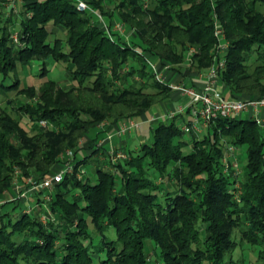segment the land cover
<instances>
[{"label": "trees", "instance_id": "16d2710c", "mask_svg": "<svg viewBox=\"0 0 264 264\" xmlns=\"http://www.w3.org/2000/svg\"><path fill=\"white\" fill-rule=\"evenodd\" d=\"M87 1L110 25L117 14L130 36H110L72 0H23L19 42L11 37L14 19H0V91L16 90L28 99L14 113L0 105V193L13 188L17 168L21 176L57 169L59 154L78 146L81 137L94 154L106 148L97 147L103 120L113 128L124 118L145 119L173 91L155 79L147 57L182 73L194 47L189 71L207 69L218 56L217 25L230 43L220 72L225 96L264 98V0H151L146 8V0H121L118 12L106 8L105 0ZM148 13L152 20L146 24L138 17ZM50 23L65 27L64 38L50 41ZM254 52L260 62L250 71ZM47 58L68 64L70 85L49 77ZM36 60L42 62L43 83L21 86L19 66ZM80 91L94 98H82ZM24 116L33 132L22 124ZM43 119L58 129L42 127ZM209 127L202 138L191 133L186 141L175 118L159 119L150 142L125 147L129 161L114 169L96 164L95 183L69 176L57 183L48 202L55 217L47 223L37 205L13 219L21 201L5 202L0 264H94L101 252L106 258L100 264H153L146 239L159 248L161 264H247L232 257L245 243L258 250L252 264H264V125L251 117H221ZM228 144L246 145L247 162L238 174L225 170ZM111 228L115 238L108 235Z\"/></svg>", "mask_w": 264, "mask_h": 264}, {"label": "built area", "instance_id": "2783aa9c", "mask_svg": "<svg viewBox=\"0 0 264 264\" xmlns=\"http://www.w3.org/2000/svg\"><path fill=\"white\" fill-rule=\"evenodd\" d=\"M72 1L75 3L79 11L91 12L95 16V19L103 24V28L110 36H113L114 31L120 33L121 35H126L125 24L115 23V25L111 28V25L105 22L103 14L94 9L87 0ZM216 35L219 37V44L217 47L218 56L215 59V63L206 71L201 73L203 83L200 86L188 85L183 82H170L164 76L163 70H169L171 66L166 65L161 69L156 60L147 57L150 70L154 74L157 81L162 84H166L172 90L178 91L182 95L190 97L189 103L170 108V110H166L163 114H153V116L149 118L150 121H157L164 116L173 119L179 115L189 112L192 115L191 119L182 124L181 128L185 132L200 133L202 132L203 125L207 126L210 123H214L221 117H238L242 113L246 112L249 114V117L255 120L258 124L264 125V98L240 99L227 97L219 88L220 72L226 67L227 63L229 41L226 37L224 29L218 25L216 27ZM13 39L15 42H19V35L17 33L14 34ZM192 49L194 50V48ZM144 122V119L136 117L122 119L116 125L114 132L108 133L97 142V147L106 146L108 149L107 153L113 158H129L130 156L127 151L118 150L115 145V138L120 141L119 145H121L124 142L126 135L131 133L133 130H139ZM39 123L41 126L52 128V124L45 119L41 120ZM107 124L108 123L104 122L102 126L105 128ZM235 149L236 147L233 144H228L226 146L225 154L232 155L230 157L225 155L224 163L226 171L233 168L235 170V174H238L240 173V168H238L239 165L237 163V156L234 155L236 153ZM77 163L78 159L75 151L73 149H69L62 152L59 158L58 168L52 172H48L41 176H21L18 171L13 184V192L8 191L4 198L0 199V206L8 201L23 200L27 202V206L24 208V211L33 212L37 203H35L34 206L31 205V202L28 203L30 196L39 195V197L44 196L47 200H51L52 197L50 191L57 183L62 182L66 176L74 174ZM83 174L84 170L80 168L78 174L79 177Z\"/></svg>", "mask_w": 264, "mask_h": 264}, {"label": "rangeland", "instance_id": "374dc122", "mask_svg": "<svg viewBox=\"0 0 264 264\" xmlns=\"http://www.w3.org/2000/svg\"><path fill=\"white\" fill-rule=\"evenodd\" d=\"M22 1L23 0H7L4 3V5H0V19H1V22L4 23V21H6V19L10 18V17L14 19V21L11 22V26H10V29L12 30V34H11L12 38H13L14 34H16V33L18 34V31H19V28H20V22H21V12L20 11H21V2ZM120 1L121 0H105L106 8L114 10V9H116V5ZM149 1H151V0H146V3L144 5L145 8L148 5ZM116 10H117L116 12H118V9H116ZM29 15H31V14L29 13ZM103 16L105 18V22L107 24H109L108 16H105V15H103ZM114 18H115V21L110 27L112 28V26H114L115 23L116 24H118V23L125 24V27H126L125 34L127 36H130L129 32H128L129 25H126V23L123 20H121L118 17L117 14H115ZM138 18L139 19L143 18L145 23L148 24V22H150L152 20V15L150 13H148L147 15L140 16ZM94 19H95V17H94ZM95 20L97 21V19H95ZM48 28H49V30H51V32L53 31L52 34H51V37H50V41L51 42L54 41L55 37L64 38V36H65V27H62V26L54 27V25L52 23H50L48 25ZM229 47H230V43H229ZM229 47H228V49H229ZM192 50H189L187 52L186 60H185L184 63H182V66L183 65L184 66H188V67L191 66V64H192V55L191 54L193 53L194 50L196 51V49L194 48V50L193 51ZM257 57H258V53L254 52L252 60L250 61V65H251L250 71H253L255 66L257 64H259L260 60L256 59ZM41 63H42L41 61L36 60L31 65L19 66L17 72H18L19 77L22 79L21 86L34 84L36 87H39L40 84L43 83V80L39 76V72H40L39 70H40V67H41ZM46 64H47L48 68L50 69V73H49V77L50 78H54L55 80H57L60 83V85H63V86H68V85L71 84V80H70L71 77L69 75V70H68V66H67L68 64H66L64 62L56 63V62L53 61V59H50V58L46 59ZM198 72H200V71H198ZM13 79H14L13 77L12 78H8L7 82L10 83V82L13 81ZM136 79L138 81H140V78H136ZM150 90H152V89H150ZM78 93H79L80 97L85 98V99L86 98L87 99H89V98L93 99L94 98L92 96L90 97V95H88V94L83 93L82 91H80ZM26 98H27L26 95H24L22 93H18L16 90L10 91L8 93L0 91V105H1V107L8 109L12 113H14V110L16 109L15 108L16 106H18V105H20L22 103L24 104L28 100V99L26 100ZM95 99H96V97H95ZM255 99H259V98L256 97ZM187 100H189L188 97L184 98V101H187ZM10 101H11V104H10ZM166 101H169L168 98H166L164 101H161V102L157 103L154 106V108L152 110V113L149 112L150 113V117L153 116L152 114H153L154 110L162 111L163 110L162 109V104L164 102H166ZM169 110H170V108H169ZM188 115H189V117L192 116L191 113H189V112L186 113V114L177 116L175 118V122L179 126H181L184 123L183 116L186 117ZM238 117L246 119V118L249 117V114L244 112L241 115H239ZM164 118H165V121L168 122V123L172 122V120H173L172 118H168L166 116H164ZM104 122L108 123L107 125H110L111 124V120L110 119H105V120H103L102 122L99 123L98 128H99V130H102V133H103V131L105 129H107V125L105 126L106 127L105 129L102 126ZM151 122L152 121H150L148 119V122H144L139 130H133L131 133H128L126 135L125 138L128 139V141H129L130 149H135L134 148L135 144H138V146H140L141 145V141L140 140H144V142L145 141L150 142L152 140V128H153V126H155L157 124V122H155L153 124ZM49 123L52 124L51 122H49ZM22 124L30 132L34 131L33 125L31 124V120L27 116H24L22 118ZM42 127H44V126H42ZM44 128H47V127H44ZM52 128L58 129V126L52 124ZM206 133H207V131L202 133V134L199 133L198 137L202 138L204 136V134H206ZM92 135H94V134H92ZM106 135L101 136L100 139H102ZM192 137H193L192 134L189 133V132H186L183 135V139L186 140V141H190L192 139ZM115 145L118 148V150H121V151L125 150V147H126L125 146V141L121 145H119V144H115ZM85 146H86V139L84 137H81L79 139L78 146H76V147H68V148H66V149H64L62 151V152H65L66 150L73 149L75 151L77 159L80 160V162H78L77 165H76V169H75L74 174L70 175L69 177H73L75 179L82 180V181H85L86 177H90L91 178V182L95 183L97 181V177H96V174H95L96 164H101V165L105 166L108 169H111V168L114 169V166L119 165L122 162H126V161L130 160V158H127V159L124 158L125 160L122 159V158H116V157L113 158L110 154L107 153L108 149L105 148L104 146H102V147H104L102 150H99V152L95 153V154H94V152L92 150H90L89 148H86ZM190 147L191 146L187 147V149H186L187 152L191 149ZM237 148H238V153L239 154H234V155H236L237 159H238L237 160V163L239 165L238 168L242 169V168H244V166L246 165V162H247L246 145H240V146L236 147V149ZM128 150H129V148H128ZM62 152L59 154V158H60V155L62 154ZM225 155L230 157L232 154H225ZM84 157H86V158H84ZM83 159H84V161H82ZM80 168H82L84 170V174L81 177H79V175H78ZM17 169L18 170L16 171V173L19 170H21L20 168H17ZM150 172H153V170H150ZM30 175H33V174H30ZM162 180L163 179L160 178V177L157 178V182L158 183L162 182ZM166 184L169 185V183H166ZM168 187L171 190L174 189V186H172L171 184ZM12 189L13 188H8V189L4 190L2 193H0V199H3L4 196L6 195V193H8V191H11ZM54 191H55V187L50 191L51 192V197H52V194L54 193ZM73 192L77 193L78 190L74 189ZM37 199L39 201V204H37V207L38 208L40 207L41 211H42V213L39 214V218L44 223H47L50 218H54L55 217V214L52 213L50 207L48 206L49 200H47L44 196H40V197H39V195L30 196V200H29L28 203L31 202V205L34 206V204L37 202ZM40 203H41V205H40ZM26 206H27V202L22 200L20 205L18 207H16V209L13 211L12 218L16 219L18 214ZM10 207H12L11 203L8 204L6 208H10ZM108 235H109V237L115 238V236H116L115 230L111 228L108 231ZM235 237L237 238L238 241H240L241 228H239V227L236 228ZM99 239H100V236H97L95 238V243H97V241H99ZM85 242L87 243V241H85ZM145 251L150 255V258H151V261L153 262V264H161L160 260H158L157 252H156V251H159V248L156 247L155 243L151 239H146V241H145ZM95 257H96V259H95V263L94 264H100V260L101 259H105L106 258V254L104 252H101L99 258H97V255ZM232 257L235 258V259H243V261H246L247 264H252L258 258V250L256 248L252 247L251 245H249L248 243L240 244L236 248V250L233 252Z\"/></svg>", "mask_w": 264, "mask_h": 264}, {"label": "crops", "instance_id": "0c3cea01", "mask_svg": "<svg viewBox=\"0 0 264 264\" xmlns=\"http://www.w3.org/2000/svg\"><path fill=\"white\" fill-rule=\"evenodd\" d=\"M109 24H110V21H109ZM100 25H101V27H103V24L102 23ZM181 69L184 72L181 73L179 71H172L171 69H169V70H163V74L166 77V79L169 80L170 82H175V83L183 82V83L188 84V85L200 86L203 83V79L201 78V73H203L204 71H206L208 68L207 69H204V70H201L200 72H198V71H189L188 66H184L183 65ZM219 88L226 95L227 92L225 90V87L221 83V80L219 82ZM186 97H188L189 100L184 101V98H186ZM168 100L169 101H166V102H164L162 104V109H163L162 111H156V110H154L153 114H162L166 110H168L169 108H174V107H176L178 105H182V104L185 105V104L189 103L190 97L187 96V95H182L178 91H174L173 90L172 93H171V96L168 98ZM152 110H151L150 113H152ZM150 113H148L147 117L144 119L145 122H148V119L150 118ZM161 119H165V118L163 117ZM189 119H191V117H189V115L186 116V117L183 116L184 123L187 120H189ZM157 121H155V122H157ZM155 122H151V123L153 124ZM209 129H210L209 125H207V126L203 125L202 132H200V133L202 134V133H204L206 131L208 132ZM114 131H115V127L109 128V125H107V129H105L103 131V135L102 136H104V135H106L108 133L114 132ZM194 134H196L197 136L199 135V133H194ZM124 141H125L126 148H129L130 149V145H129L128 139L125 138ZM140 141H141V143L144 142V140H140ZM119 143H120V141L117 138H115V144H119ZM138 147H139L138 144H135L134 148H138ZM235 154H239L238 153V148L236 149V153ZM11 192H13V190H11Z\"/></svg>", "mask_w": 264, "mask_h": 264}]
</instances>
